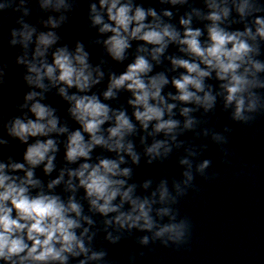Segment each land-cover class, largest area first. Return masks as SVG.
<instances>
[{
    "label": "clouds",
    "instance_id": "1",
    "mask_svg": "<svg viewBox=\"0 0 264 264\" xmlns=\"http://www.w3.org/2000/svg\"><path fill=\"white\" fill-rule=\"evenodd\" d=\"M176 2V0H173ZM62 3V0H61ZM120 0H100L101 8L107 6V15L110 21L115 23V27H110L104 24L100 29L101 32H112L113 35L105 41L108 45V51L113 58L122 59L123 53L129 47V38L142 40L149 44L160 45L154 50L155 54L161 53L164 50L165 37L169 40H177L178 34L170 30L167 26L162 30L157 31L154 28L143 23L146 13L142 8L137 7L135 13L130 15L132 11L130 4L120 5ZM60 5L58 4L57 7ZM213 11L207 17L213 21V25L208 29L211 44L207 47H202L200 41L197 39L200 36V31L187 30L185 38L179 40L180 44L187 45V51L200 60L210 69L217 71V77L220 80H226L227 83L223 87L227 91L226 100L228 103L235 102V116L236 118H244L242 113L245 111V94H247V110L255 111L257 107V100L255 93L251 91L253 88L264 87L255 78V73L264 70V65L259 62L251 60L249 53L254 49L241 37L252 36L249 29H245L243 33L233 32L229 33L219 28L216 21L221 19V16L228 15V8H219L216 4H210ZM237 12L243 17L246 10L261 11L260 7L250 5L248 0H243V3L236 6ZM218 9V10H217ZM95 11V5L92 6ZM155 16V12L149 10V13ZM53 27H56L54 21H49ZM95 24H101L102 19L99 15L94 17ZM135 23V27L129 31V26ZM182 24H187V20H182ZM255 24L258 25L256 35L264 38V19L256 18ZM19 33L22 41L25 44L32 37V30H27ZM147 29V30H145ZM16 35V33H13ZM56 42V37L53 33L41 34L38 37L35 57H43L45 50L48 46ZM232 47L229 48L228 45ZM173 63L177 66L183 67L187 70L189 75H184L181 79L174 80L175 87L179 90L180 95L177 97L181 101H190L192 99L200 101L195 93L188 91V86L192 85L197 90H203V78L209 76L208 71L201 70L197 63H190L187 60H174ZM249 65L244 67L243 73H238V69L242 65ZM87 53L83 51L81 45L77 44L75 53H70L67 48H59L54 53V62L49 65L41 61L37 66L35 63H30L28 71L34 73L32 76L26 77L30 84H35L38 88H44L42 83L43 79L47 77L49 80L59 83L63 82L68 87L75 86L77 89L84 91L89 87L91 72L88 70ZM151 70L148 61L140 56L136 58L135 63L128 65V70L119 78H113L109 90L104 93L105 98L113 95L112 88H120L127 83V89L132 91L135 99L130 101L134 105L143 107V111L137 110L134 115L139 120L143 127L147 128L148 122L156 119L161 121L163 110L149 103L150 99L158 100L163 103V98L160 97V87L167 81L161 77L151 78L149 83L146 84L141 79V74L147 73ZM254 70V71H253ZM59 75H56V72ZM195 75H191V74ZM251 75L252 79L248 76ZM95 83V81H92ZM61 94L65 93V89H60ZM38 93H29L26 97L27 100H32ZM69 99L75 102L74 107L71 109L72 115L82 125L84 132L91 136V141L85 143L84 137L80 131L72 133L69 137L67 159L74 161L78 157L88 158L89 152L95 145H105L109 150H126L129 154L132 153L131 144L125 145L122 143L125 133L133 130V125L124 112L116 115L115 127L108 129L109 140L116 138L112 143L105 140L102 136L97 135L100 126L108 119V107L99 102L95 96H71ZM214 98L210 95H205L204 101L209 103ZM173 106L168 105L171 110ZM36 120H28L27 123L20 119H16L10 129V134L18 137L21 141H27L29 136L46 135L50 131L56 130V119L51 118L52 113L47 107L39 102L34 103L31 107ZM185 113L188 111L184 110ZM48 118L47 124L41 121ZM175 121H162L156 124V131H171L175 127ZM65 131V129H60ZM160 147L157 143L152 148L148 149L149 152H155ZM50 150H55L54 142L49 139L46 142L37 141L28 147L25 153V160L28 164L35 166L40 164L46 154ZM121 158V162H122ZM13 169H23V164L12 165ZM52 170V157H48V163L45 166V172ZM4 165L0 164V258L6 261H11V264H32V262H47V261H60L64 264L67 257L64 253H72L78 255L79 252H86L83 242L77 238L72 229L78 227L76 220L71 219L68 213L80 214V207L78 204L69 200L67 206L62 203L58 197L49 195H38L30 197L28 193L29 186H36L37 181L32 179L33 173L28 171L26 178L19 183L15 178L4 175ZM128 170L119 169L117 161L103 159L97 165L91 166L87 163L81 165L78 171L69 173L70 176L79 178L80 185L85 188L87 196L91 198V204L101 213L107 214L109 212L118 211L119 206H113L112 201L117 197H121V202H130L132 205V213H121L116 217L118 223L123 226L124 223L131 222L129 225L135 226L138 221L143 220V227L151 229L153 223L149 217L148 201H139L133 199L131 196L132 189L121 191L124 184L123 180L114 179L113 177L119 175H127ZM60 181L54 180L49 184V188L58 184ZM71 187V183H69ZM167 195V190H161V199ZM103 201V203H99ZM15 210L16 216L13 218L12 213ZM166 211V210H165ZM182 225H167L160 228L156 235L163 236L165 233L172 234L173 238L179 239L182 235ZM25 240L32 241V246L25 242ZM146 242V240H145ZM59 244V248L56 245ZM26 251V255H20ZM18 257V260L13 259ZM97 258V254L91 257ZM81 264H84L81 261Z\"/></svg>",
    "mask_w": 264,
    "mask_h": 264
}]
</instances>
